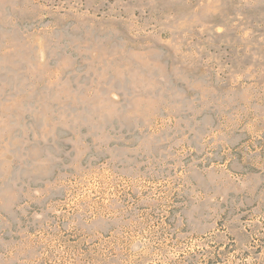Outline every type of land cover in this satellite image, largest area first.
Masks as SVG:
<instances>
[{"label": "rangeland", "instance_id": "374dc122", "mask_svg": "<svg viewBox=\"0 0 264 264\" xmlns=\"http://www.w3.org/2000/svg\"><path fill=\"white\" fill-rule=\"evenodd\" d=\"M0 264H264V0H0Z\"/></svg>", "mask_w": 264, "mask_h": 264}]
</instances>
